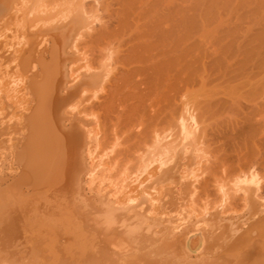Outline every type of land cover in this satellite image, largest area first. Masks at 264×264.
<instances>
[{"label":"rangeland","instance_id":"374dc122","mask_svg":"<svg viewBox=\"0 0 264 264\" xmlns=\"http://www.w3.org/2000/svg\"><path fill=\"white\" fill-rule=\"evenodd\" d=\"M40 62L63 64L61 95L80 86L61 112L83 137L56 172L66 178L55 188L73 209L85 195L99 209L91 220L115 226L108 239L96 236L110 258L118 255L110 262L185 264L190 257L189 264H207L197 259L202 253L209 264L234 263L255 235L228 239L230 252L205 244L219 224L232 235L264 219V0H6L0 189L22 170L16 155L37 104L29 85L43 75ZM21 190L32 188L24 183ZM0 199L10 210L8 198ZM3 210L0 241L27 237L17 227L19 235L5 238ZM81 228L73 226L80 234L72 239L66 220L46 224L44 230L63 232L46 236L44 252L23 244L24 257H43L24 264H82L80 251L67 253L84 242Z\"/></svg>","mask_w":264,"mask_h":264},{"label":"bare ground","instance_id":"6f19581e","mask_svg":"<svg viewBox=\"0 0 264 264\" xmlns=\"http://www.w3.org/2000/svg\"><path fill=\"white\" fill-rule=\"evenodd\" d=\"M5 2L6 0H0V12L2 11ZM40 65L43 70V75L39 80L34 76L29 85L32 95L37 100V104L34 110L30 113V115L26 117L28 123L26 142L24 143L23 147L18 150L16 155L18 161L22 163V170L17 177L13 178L3 188L0 189V195H4L5 197L8 198L9 202L12 203L10 207L11 211L6 208L4 211L3 207L0 205L1 207L0 209L3 210L1 212H5L4 221L5 220L6 221L5 224H3V226L7 228V231L3 235H5V238L10 234L16 235L17 227H18L21 231L25 232V234H28L29 236L27 235L26 237L25 235V237H23L24 240L26 239V241H24L23 238L22 240H20L17 236H15L12 240L6 238V240L0 241V255L1 252L4 253L5 255L4 258L0 256V264H24L27 263V261L29 260V259L27 260V258L32 259L33 257L35 260H37L35 256L39 258L42 257L38 255H33L31 253L30 255L24 257L22 254L23 251L20 250L24 247L23 244H25L26 247H28V249L34 248L35 250H39L40 252L47 251L49 249V246L47 244L50 241L46 238V236L48 237L54 236L56 234H60L63 231L59 232V230L57 229L44 230L43 227L46 224L56 225L63 220H66V237L73 239L80 234L79 231L73 230L74 225H76V227L78 225L80 227L81 225L82 227L81 233L82 232L84 233L83 235H81V240L83 239L84 242H82L80 246L79 245L71 246V247L68 246L67 253H71L73 256L80 255V253L81 255L83 254V257L86 259V261H84L82 264H101V262H103L101 260V256H103L104 258V259L102 258L103 260L107 261V259L109 260L110 258L109 256L111 251L110 252L107 251L108 249L106 250V247H103L104 246L103 239H101L100 237L97 238L96 236L99 232H103L105 234V237L106 235H108L106 237L108 239L110 233L115 230V226H110L109 224L103 225L102 223L101 224L95 223L96 218L93 215L95 214V211L99 209L85 195H82L81 197L82 205L80 204V206H82V208L76 209V206H79L78 204L74 207L75 209H73V207L71 208V206L67 207L65 204H62V202L64 201L62 199V194L58 192V189L56 190L57 187L55 186L56 184H61L60 182H62V179L64 178L65 180L66 178V176L65 177L63 176L61 178V176L58 174L61 179L60 180L57 179L59 178V176L56 178L57 175L56 172L57 171L59 172L60 168L66 165L64 161L67 160L66 156H68V158L70 156L69 153L71 152L70 151L71 146H73L72 143L78 148V145H80L81 143V138L83 137V135H80V132L76 131L74 125L73 126L66 125L65 117L62 115L61 112L62 108L76 94V91L80 86H75L73 88H70L67 90L64 96L61 95L60 90L62 88L61 87L62 81L66 75L63 70L64 67L63 64L56 63V65L55 64L49 65L45 62H40ZM49 70L53 72V74H49L50 73ZM75 154L77 155V152H75ZM52 158L55 159V162L54 160L52 161ZM51 162H54V167L51 166L50 164ZM50 166L53 167L52 173L50 172L51 174H47V172L51 169ZM63 171H65V169ZM24 183H29L31 185L32 190L31 193L28 195L24 194V192L21 190V186ZM63 183L64 182H62V184ZM62 189L63 191L66 190L63 187ZM68 189L69 188H67L66 190L67 193H69ZM61 190L60 192H62ZM80 192H82V190ZM80 196L81 195H79V197ZM4 204L5 203H3V205ZM107 213H108L107 216L110 219L111 217L113 218L115 215V212L111 211L110 209H108ZM219 226H220V232L219 233L216 232L212 237L207 238L205 248L207 246L209 251L212 249L210 251L212 252L219 245L222 247L219 250L221 249L228 250L229 248H226L227 245H225L226 243H228L227 242L228 239L240 240L243 239V237L246 236L249 237L252 234L253 236L255 235L256 237L254 236L255 238L252 240L250 238L251 241H249V246H247L248 247L247 249L243 250L244 252L242 253L238 252L237 256L236 255L232 256L235 261L232 264H248L249 260L253 258L259 260L260 263L257 262L256 260L257 263L264 264V219H259L257 222L252 223L246 233H238L236 231H233L231 235L226 233V231L230 227L228 224L224 226H222V224H219ZM106 227H108L107 231H106ZM211 238L213 239L211 240ZM247 242L245 244H247ZM245 244H243V246L237 244L236 245L238 246L237 248L242 249L240 248V246L245 247L246 246ZM100 245L101 247H98ZM232 246H230L231 249H233ZM237 248L235 247L234 249ZM25 249L27 250V248L24 247V250ZM194 249L197 252V248H193V250ZM87 250L90 252V254L91 252L93 253L96 252L97 254L85 255L84 253L85 251L87 252ZM216 250H218V248ZM79 251L80 253H78ZM210 252L209 255H211ZM228 252H230V250H228ZM182 253L184 254V252ZM106 254L108 255V258L106 257L107 259L104 257ZM217 254L221 256V254H219L218 252ZM144 255L147 256L146 254ZM116 256L118 257V255ZM121 256H125V255L121 254ZM139 256H141L140 253ZM197 256H198L197 259H200L201 262H205L209 264L207 261L209 260V258L207 256L203 255L202 253H199ZM111 257L112 258L110 259L113 258L117 259V257H113L112 255ZM127 258L129 259L130 257ZM220 258L221 257H219L218 260ZM238 258L240 260H238ZM46 259L48 260L49 257ZM182 259L185 260V258ZM188 259L185 260L187 261L185 264L189 262ZM150 260H152V258L146 261L140 260L139 262L143 264H148ZM220 260H222V262L220 263L223 264H230L229 262L231 261L229 259L228 261L225 260V262L223 259ZM105 261L103 262V264L104 263L113 264V262L112 263L110 262L112 260H109L110 263ZM178 261L177 259L173 258L172 262L167 260H161V263L180 264V262ZM35 263L37 262L35 261ZM114 264H116V262ZM194 264H198V261L197 263L195 262Z\"/></svg>","mask_w":264,"mask_h":264}]
</instances>
